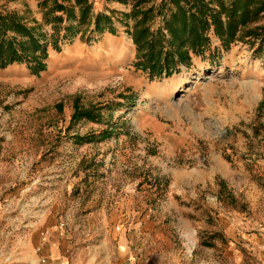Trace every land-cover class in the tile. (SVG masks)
Returning a JSON list of instances; mask_svg holds the SVG:
<instances>
[{"label": "rangeland", "instance_id": "obj_1", "mask_svg": "<svg viewBox=\"0 0 264 264\" xmlns=\"http://www.w3.org/2000/svg\"><path fill=\"white\" fill-rule=\"evenodd\" d=\"M88 2L79 23L72 0H0L45 54L0 69V264L43 241L85 264H264V48L211 37L150 79L127 16L151 8L154 32L168 0Z\"/></svg>", "mask_w": 264, "mask_h": 264}, {"label": "trees", "instance_id": "obj_2", "mask_svg": "<svg viewBox=\"0 0 264 264\" xmlns=\"http://www.w3.org/2000/svg\"><path fill=\"white\" fill-rule=\"evenodd\" d=\"M72 1L77 9L78 22H84L91 8L88 0ZM168 3L172 10L163 20L162 28L154 32L146 25L152 19L151 8L142 11L137 3L127 16L134 21L128 33L136 51L134 67L148 78H168L176 74L180 66L189 64L191 55L202 54L211 37L217 40L222 50L248 39L249 46L257 44L255 54L263 52L264 26L251 25L263 15L264 0H168ZM54 7L67 20L75 19L72 7L60 4ZM61 20V17L56 18L57 22ZM109 21L103 14L95 15L94 27L101 29L100 24L108 25ZM69 30L71 28H67ZM44 58V48L32 29L26 28L13 14L0 15V69L13 63H27L31 72L36 74L44 69L41 63ZM92 112V109L76 111L72 118L83 116L92 120Z\"/></svg>", "mask_w": 264, "mask_h": 264}, {"label": "crops", "instance_id": "obj_3", "mask_svg": "<svg viewBox=\"0 0 264 264\" xmlns=\"http://www.w3.org/2000/svg\"><path fill=\"white\" fill-rule=\"evenodd\" d=\"M43 242L41 245H38L37 247L35 246L33 250L35 259L33 262L31 261L30 264H36L38 258L44 259L46 264H53V262H56L54 264H85V262L82 261L80 255H77L75 258L72 259L66 253H63L62 250L59 248L53 247L50 250L49 255L48 252H46L45 244ZM36 248L40 249L39 253H35Z\"/></svg>", "mask_w": 264, "mask_h": 264}, {"label": "built area", "instance_id": "obj_4", "mask_svg": "<svg viewBox=\"0 0 264 264\" xmlns=\"http://www.w3.org/2000/svg\"><path fill=\"white\" fill-rule=\"evenodd\" d=\"M39 250H40L39 248H36L35 253H39ZM36 264H46V262L44 261V259L38 258Z\"/></svg>", "mask_w": 264, "mask_h": 264}]
</instances>
